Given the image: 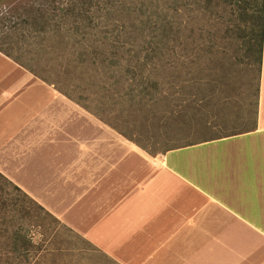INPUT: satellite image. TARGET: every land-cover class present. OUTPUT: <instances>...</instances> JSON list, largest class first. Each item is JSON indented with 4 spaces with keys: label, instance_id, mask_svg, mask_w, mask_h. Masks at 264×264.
I'll list each match as a JSON object with an SVG mask.
<instances>
[{
    "label": "crops",
    "instance_id": "0c3cea01",
    "mask_svg": "<svg viewBox=\"0 0 264 264\" xmlns=\"http://www.w3.org/2000/svg\"><path fill=\"white\" fill-rule=\"evenodd\" d=\"M0 60V170L64 224L121 264H264V42L254 129L156 154Z\"/></svg>",
    "mask_w": 264,
    "mask_h": 264
},
{
    "label": "rangeland",
    "instance_id": "374dc122",
    "mask_svg": "<svg viewBox=\"0 0 264 264\" xmlns=\"http://www.w3.org/2000/svg\"><path fill=\"white\" fill-rule=\"evenodd\" d=\"M128 1L131 6L141 4L139 11L145 7L144 0ZM74 2L80 0H0V47L34 76L48 84L54 82L67 98L151 154L254 129L259 66L243 38L247 16L238 0H214L211 11L201 0H182L176 16L183 26L180 67L164 69L156 62L158 69H143L150 82L160 83L149 85V95L146 87L135 86L140 77L123 85L120 77L126 74L130 57L123 50L119 53L125 56L111 53L117 47L113 48V38L107 39L103 33L117 28L118 23L129 26L130 17L119 12L102 14L111 4L94 0L93 19L64 18L63 10ZM135 16L137 13L131 17ZM25 18L31 23H23ZM96 45L110 50L101 56L111 58L114 67L102 74L115 78H94L97 66L90 65L91 61L84 63L88 57L82 56ZM107 79L121 80L113 89L118 95L107 91L103 83ZM128 92L133 95H126ZM30 95L32 101L38 98ZM40 213L45 218L42 231L53 238L49 246L52 254L42 264H121L60 219L52 222L46 212Z\"/></svg>",
    "mask_w": 264,
    "mask_h": 264
},
{
    "label": "trees",
    "instance_id": "16d2710c",
    "mask_svg": "<svg viewBox=\"0 0 264 264\" xmlns=\"http://www.w3.org/2000/svg\"><path fill=\"white\" fill-rule=\"evenodd\" d=\"M74 1L77 2L78 0ZM201 1L206 4L205 8L211 11L214 0ZM238 1L243 9V14L247 16V20H245L247 26L245 30L241 29L245 33L243 38L246 40L250 56H257L260 91L264 42V0ZM104 2L111 5L106 6L102 14H116V12H119L122 16L128 15L130 17L129 26L118 23L117 28L104 31L101 29L105 38H113L111 46L113 48H118H116L115 51L112 50L111 53H114L116 56L120 54L123 56V53H119L123 50L124 53L130 57L129 64L126 68V74H123V77H120V79H123V85H126L125 81H128V79L134 81L140 77L141 82L136 83L135 86L146 87L145 92L149 95V85L155 87L160 83L158 81L155 83L150 82L149 78L141 72L143 69L149 67L155 70L158 69L156 62L164 69L171 68L178 70L180 67L179 48L181 44H183L181 34L183 26L182 20L176 21V16H179L178 11L179 6L182 5V0H144L142 4L145 7H142L141 11H139L138 8L141 4L138 3L137 6H131L128 0H104ZM93 3L94 0H80L78 3L74 2L71 7L63 10L62 16L64 18L73 16L79 20L86 18L93 19V14L91 12ZM136 13L137 16L131 17ZM33 18L35 17H32V19ZM25 19L26 20L23 19V21H25L23 23H31V20L28 18ZM46 25L47 24L44 23V27L41 26L45 28L43 29L45 31ZM40 30L37 32H42ZM0 50L8 56H11L4 51L2 47H0ZM109 51L110 50H104L96 45L92 50H87V53L82 56V58L88 57L84 60V63L91 61L90 65L97 66V68L93 66L96 74L93 75L94 78L95 76H100L102 79H105L102 75H105L107 78L116 77L106 73L102 74L107 68L114 67V61L110 60L111 58L107 59L101 56L102 53H107ZM17 62H19V60H17ZM115 65L117 66L116 61ZM120 79L116 81L107 79L106 82H103L106 85L107 91L113 92V95H118L119 92H115L116 89H113L120 83ZM52 84L55 83L52 82ZM128 85L134 84L128 83ZM125 94L133 95L132 92ZM199 119L202 120L200 117ZM224 136L227 135H219L209 139ZM193 143L196 142L187 143L185 145ZM40 211H44L47 215L51 216L53 219L52 222H54V220H59L20 186L0 172V264H42L43 260L52 254V250L49 246L53 238L42 231L44 227L41 221L45 220V218ZM50 227L52 228L51 225ZM46 242L48 244H46ZM45 244L47 246H45Z\"/></svg>",
    "mask_w": 264,
    "mask_h": 264
}]
</instances>
